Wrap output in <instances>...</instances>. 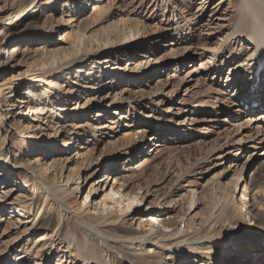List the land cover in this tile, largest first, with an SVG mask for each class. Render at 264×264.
Listing matches in <instances>:
<instances>
[{
	"label": "rangeland",
	"instance_id": "rangeland-1",
	"mask_svg": "<svg viewBox=\"0 0 264 264\" xmlns=\"http://www.w3.org/2000/svg\"><path fill=\"white\" fill-rule=\"evenodd\" d=\"M239 2L0 0V89L20 82L0 94V264H201L153 244L92 255L80 223L168 240L210 227L227 202L250 224L264 107L237 95L257 46L227 39Z\"/></svg>",
	"mask_w": 264,
	"mask_h": 264
},
{
	"label": "bare ground",
	"instance_id": "bare-ground-1",
	"mask_svg": "<svg viewBox=\"0 0 264 264\" xmlns=\"http://www.w3.org/2000/svg\"><path fill=\"white\" fill-rule=\"evenodd\" d=\"M239 13H240V16L239 17L237 16V22H233L234 25L227 39H229V37L231 38L232 35L237 34L240 36L242 35L245 39H248L247 41H250V42L253 41L254 44H256L257 46L253 45V47L251 48V51L249 50L248 54H249L250 59L248 63L249 65L254 64L256 59L259 56L264 55V0H240ZM52 19H53L52 17L51 18L47 17L45 20V23L48 20L52 23ZM133 38H136V36L132 37V39ZM139 45L141 46V44ZM226 49L227 50L229 49V51L231 52L229 55L232 54V51L235 52L234 51L235 48L231 44L228 45V47L225 46L223 50H226ZM10 57H11L10 55H7L5 61L10 59ZM78 58L79 57H77L76 60H73L70 63L72 65L73 64L75 65ZM110 60L111 59H109L108 61ZM3 64H4V60L2 59V54L0 52V66H3ZM247 67L248 65L246 67H243L242 70H246ZM83 71L86 72L87 70L86 71L83 70ZM237 71L238 70H236L233 73V75H237ZM231 77L232 75L228 77L229 81L232 80ZM262 78H264V71L260 75V80ZM238 80H239V84H241L240 77L238 78ZM256 83H257V78H255L254 76L253 86H256L255 85ZM18 85H20V82L18 81L16 82L11 81L10 83H6L4 85L5 87L0 89V94L2 93L4 95H7L10 93H13V90ZM53 86L54 84L50 86L48 89L52 90ZM260 94H261V85L257 84L254 90L252 89L249 90V92L244 97V99L253 98L255 101L259 102L257 98L260 96ZM12 95L7 96V98L12 97ZM14 104L15 103H11L12 109H13ZM260 116L261 117L258 120H261V121L264 120V113L260 114ZM262 127H264V123ZM144 137L145 136H142L143 139ZM158 137L160 138V136ZM158 144L159 142H157L155 146H158ZM238 152H241V149L238 150ZM6 158L7 156L5 155L0 156V162ZM11 166H13L11 163H8L6 165L8 169L11 168ZM108 178H109V175H107V179ZM111 180L112 178L109 181ZM44 187L45 186H43V188ZM246 189H247V186L244 187L241 193L242 197H245L246 195H248L245 193ZM252 189H253L252 191L254 192L253 202L251 205H249V207L246 208V214L250 216V222H249L250 224H244L245 222H243L242 215L240 213L236 214L235 212H233L231 210V207L223 206L227 202H222L220 206L221 213L218 216L209 217L211 218L210 227H207L203 229L202 231L195 230L194 233L182 234V235L177 236L176 238H172V239L169 238L168 240H161V239L155 240L156 238L151 237L147 233L145 234L143 233L140 236H133L130 234L122 235L117 232H114V233L111 232V230L108 229L107 226L99 225L98 227L97 226L93 227L91 226V224L89 225V224H86L85 222H82L80 223L79 230L85 233L86 238H84L82 242L78 241V243L80 244L81 248L89 247V250H90L89 252L92 255H97V256L102 255L101 254L102 251L100 250L102 246L103 252L106 251L108 253L107 254L108 256H109V253L111 255V252L114 251V249H116L117 247L118 248L120 247L123 250V252L121 253L123 254L124 257L128 259L130 258V254L132 250L140 251L141 253L140 256L142 257L145 253L154 252V250L152 249L153 247L151 246L153 244V246L157 247L158 249H161V248L174 249L177 247V251L180 252L184 258L186 257L185 255L190 257L192 254L198 252L201 254L200 256L201 259L205 260V262L201 264H235V263L241 264L242 260L245 258H246L245 261H247V264H264V236L261 238H258L257 240L249 239L246 242H243L244 240L242 239L238 238L239 240L238 239L236 240L235 238L232 237V236H238V233L240 230L248 231V233L256 231V230L264 232V208L262 207L264 206V191L262 190L261 186H258V184L253 185ZM47 190H49L50 193H55L54 191H56V189H53V188H50V189L48 188ZM86 198H88V194L86 195ZM194 204H195V200L193 199L191 202V206H193ZM245 204L246 202H241L240 208L242 206H245ZM224 210L225 212L223 213ZM88 238L93 243H89ZM241 243H246V244L240 247L239 245ZM138 244H140L139 245L140 248H138L139 250H137ZM147 246H149V248ZM183 249L184 251H182ZM220 251L222 252L220 256L221 255L223 256L225 254L223 257L224 260L219 255L217 256V254ZM229 251H232L231 256H227ZM243 253H246V255H244ZM239 255H241V257H239ZM217 258L219 260H223V262H220V261L218 262Z\"/></svg>",
	"mask_w": 264,
	"mask_h": 264
}]
</instances>
